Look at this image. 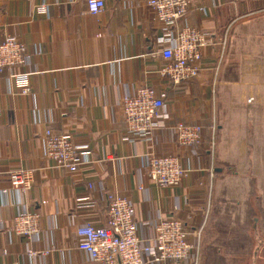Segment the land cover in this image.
Segmentation results:
<instances>
[{
    "label": "crops",
    "instance_id": "crops-1",
    "mask_svg": "<svg viewBox=\"0 0 264 264\" xmlns=\"http://www.w3.org/2000/svg\"><path fill=\"white\" fill-rule=\"evenodd\" d=\"M103 1L92 16L85 0H0V43L16 36L32 55L29 94L0 75V190L9 189L11 172H32L25 194L0 192V264H97L77 249L76 230L86 222L105 225L107 205L120 198L131 203L138 237L151 246L158 219L177 218L197 231L211 199L220 216L222 198L239 183L235 208L241 213L228 215L233 242L211 244L212 264H264V84L258 90L244 82L254 75L244 64L237 83H225L220 68L235 28L264 13V0H189L176 28H195L211 42L202 50L198 77L179 85L158 74L174 28L157 21L149 0ZM42 2L46 14L37 13ZM143 86L165 94L170 115L150 144L127 139L118 106ZM175 124L203 126L197 149L177 145ZM46 128L88 148L75 172L45 157ZM146 154L177 157L183 182L168 189L152 185ZM24 210L40 217L31 239L11 232L14 216Z\"/></svg>",
    "mask_w": 264,
    "mask_h": 264
},
{
    "label": "built area",
    "instance_id": "built-area-1",
    "mask_svg": "<svg viewBox=\"0 0 264 264\" xmlns=\"http://www.w3.org/2000/svg\"><path fill=\"white\" fill-rule=\"evenodd\" d=\"M85 5L87 14L96 16L103 10L104 1L85 0ZM148 6L159 23L174 28L170 46L161 52L164 65L158 71L159 76L172 85L196 79L202 50L209 46L211 38L195 28H176L188 12L189 0H149ZM36 10L38 14H46L45 3ZM31 57L27 45L16 36H7L0 43V75L10 80L22 95L30 93ZM165 100V94L143 86L118 102L128 140L152 142L155 131L162 129L170 119ZM171 131L177 145L190 151L198 148L204 134L203 126L199 124H177ZM43 148L45 157L56 168L68 172H75L90 155L86 146L75 145L70 134L54 128L44 130ZM143 166L147 180L157 187L176 188L184 180L185 170L175 156L146 154ZM8 184L9 189L0 190L1 194L5 195L7 190L25 194L32 186V172L13 171L9 174ZM39 219L36 213L18 212L12 220V234L26 239L35 237L39 233ZM137 229L129 200L116 199L107 205L105 225L94 226L86 222L77 228V249L97 264L197 263L198 232L188 231L179 219H158L152 223V246L140 240Z\"/></svg>",
    "mask_w": 264,
    "mask_h": 264
},
{
    "label": "rangeland",
    "instance_id": "rangeland-1",
    "mask_svg": "<svg viewBox=\"0 0 264 264\" xmlns=\"http://www.w3.org/2000/svg\"><path fill=\"white\" fill-rule=\"evenodd\" d=\"M232 37L233 41L231 46H228L227 44V57H225L223 62L224 66L220 67L223 75L221 80H223L225 83H237L239 70L244 64L247 72L252 71L254 74L250 75L251 78H249V82L247 80L245 81V79L244 82H247L259 90L260 86L264 84V13L241 21L237 28H235L234 33H232ZM175 125L171 126V129H173ZM231 187L233 188V184H231L230 188ZM235 187H237L235 192L232 193L231 191L228 196L225 195V197L222 198V207L220 209L219 207H216L217 209L221 210L220 216L217 215V210L215 214L214 210L212 211L213 205L211 199L207 218L197 229L198 239L196 240V245H198V260L196 264H212V258L215 254H213L209 248L211 244L226 245L229 241L233 242V223L231 220H229L228 215L230 214L234 216L238 213H241V211L236 209L235 206L238 202V197L236 196H242L241 192L243 190V184L239 183L238 185H235ZM229 201L231 202L230 205L228 204ZM238 217L241 218V216ZM237 222L241 224V227L244 229L243 221L240 219ZM251 224L252 223L249 219L246 222L245 227L250 230L252 227ZM227 235L230 236L228 237ZM262 239V237H259L257 240L261 241Z\"/></svg>",
    "mask_w": 264,
    "mask_h": 264
}]
</instances>
